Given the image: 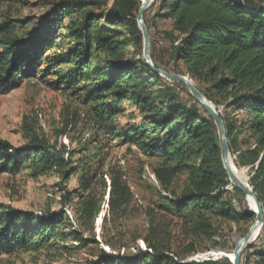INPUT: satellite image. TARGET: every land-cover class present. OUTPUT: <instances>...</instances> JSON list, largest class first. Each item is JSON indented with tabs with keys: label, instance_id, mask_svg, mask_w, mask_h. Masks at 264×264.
Returning <instances> with one entry per match:
<instances>
[{
	"label": "trees",
	"instance_id": "trees-1",
	"mask_svg": "<svg viewBox=\"0 0 264 264\" xmlns=\"http://www.w3.org/2000/svg\"><path fill=\"white\" fill-rule=\"evenodd\" d=\"M143 0H56L33 27L24 19L6 14L0 20V91L8 92L23 82L44 78L54 70L55 88L70 90L93 117L94 128L121 116L127 102L135 107L142 123L117 137L139 144L145 153L160 159L154 174L164 187L185 176V184L173 209L191 223L197 233L213 235L212 218L249 227L254 214L236 208L227 195L232 186L223 167L216 126L205 108L180 83L154 72L142 57V34L136 17ZM153 0L160 18L171 21L162 32L170 41L173 72L184 67L196 87L212 102L226 128L233 162L247 176L264 213V3L254 0ZM47 20L45 27L41 22ZM147 25L148 21L144 16ZM65 28L68 43H57L51 27ZM20 33V29H26ZM47 28V29H45ZM67 45L66 49H63ZM131 45L138 53L133 52ZM50 50L49 54L44 55ZM55 50L59 52L55 54ZM153 64L160 67L151 52ZM44 66V67H42ZM65 66L64 69L56 70ZM166 70V68H164ZM185 97V98H184ZM96 130L94 131V133ZM116 134V133H115ZM146 139L147 141L143 140ZM97 167L103 158L97 156ZM33 133L16 147L0 138V173L25 166L33 176L56 174L63 180L80 174V193H89L96 175L86 160ZM22 168V167H21ZM246 175V176H245ZM111 194H123L120 177L110 174ZM63 189V187H62ZM122 189V190H121ZM241 195L244 193L233 187ZM69 202L71 193L64 189ZM79 215L94 212L91 200L79 201ZM78 213V212H77ZM77 217V215H76ZM60 212L45 217L0 203V254L38 247L33 239L60 238ZM248 227V228H249ZM39 237V238H40ZM254 243L242 253V264L254 257L264 264V224ZM87 240L81 239L80 246ZM236 245V244H234ZM233 245V246H234ZM250 249L253 252L248 253ZM227 258L186 261L164 246L131 255L100 250L88 264H221Z\"/></svg>",
	"mask_w": 264,
	"mask_h": 264
},
{
	"label": "rangeland",
	"instance_id": "rangeland-1",
	"mask_svg": "<svg viewBox=\"0 0 264 264\" xmlns=\"http://www.w3.org/2000/svg\"><path fill=\"white\" fill-rule=\"evenodd\" d=\"M52 1L56 0H0V20L8 14L14 19L28 21L32 29L37 28L33 25L47 14ZM254 1L264 3V0ZM151 2L143 12L150 28L151 52L162 69L173 72L170 41L162 36V32L171 30V21L157 16L158 4L150 7ZM41 24L45 27L47 20ZM48 27H51L50 34L57 36V43H68L65 28ZM66 48L64 45L63 49ZM131 49L138 53L132 45ZM58 52L55 50V54ZM49 53L50 50L44 55ZM64 68L56 67V70ZM177 70L186 75L181 64ZM57 81L58 74L52 70L44 78L26 80L8 92L0 91V138L20 147L35 133L73 152V159L78 163L86 160L85 169L92 165L90 169L96 178L89 193H80L77 191L79 173L67 180L54 173L33 176L23 168L25 166H18L14 172L0 173V203L38 217L60 212L63 220L57 226L60 238L44 241L37 236L33 241L38 247L2 253L0 264H88L97 259L100 250L113 255H131L148 250L150 244L169 248L186 261L224 257L230 261L226 255L233 257L234 244L248 231L249 224L212 218V236L196 233L194 226L169 203V199L177 198L185 184V176L178 177L168 187L162 186L154 174L160 159L145 153L139 144L129 139L121 140L117 132L114 133L116 127L124 131L141 125L135 107L126 102L121 116L105 120L101 128H94L95 120L84 114L81 101L72 96L70 90L61 89L63 84L55 88ZM98 155L103 158L101 168L94 162ZM110 174L120 177L123 194H111ZM64 189L71 193L69 202L63 197ZM228 189L227 199L236 208L250 210L245 195L236 193L231 186ZM88 200L95 207L93 214L78 216L81 211L78 202ZM81 239L87 240L86 245L80 246ZM252 243L257 248L258 242ZM251 252L253 249L248 251ZM249 264L259 262L250 257Z\"/></svg>",
	"mask_w": 264,
	"mask_h": 264
},
{
	"label": "water",
	"instance_id": "water-1",
	"mask_svg": "<svg viewBox=\"0 0 264 264\" xmlns=\"http://www.w3.org/2000/svg\"><path fill=\"white\" fill-rule=\"evenodd\" d=\"M151 1L152 0H143L141 2L136 17L138 27L142 34V44H143L142 55L145 60V63L154 72L159 74L164 79L170 82L180 83L181 85H183L188 90V92L193 97V99L197 101L200 105H202L205 108V110L210 114L216 126L221 160L223 167L228 175L229 181L232 185L231 187H236L240 189L244 193L246 198L249 197L252 199V203L254 207L250 208V212L254 214V221L250 226V228L248 229V231L236 243L233 250V257H229L228 255H226V257L229 258L231 264H242L243 251L246 248H248L253 241H255L264 224V213H263L262 205L258 200L253 188L248 183V181L247 180L242 181L238 179L233 172V168L234 167L237 168V167L233 162V158L228 145V138H227L225 124L220 113L212 104V102L209 101L206 98V96L196 87L194 81L188 75L167 71L162 68L156 67L153 64L151 58L150 35L143 18V12Z\"/></svg>",
	"mask_w": 264,
	"mask_h": 264
},
{
	"label": "bare ground",
	"instance_id": "bare-ground-1",
	"mask_svg": "<svg viewBox=\"0 0 264 264\" xmlns=\"http://www.w3.org/2000/svg\"><path fill=\"white\" fill-rule=\"evenodd\" d=\"M233 172H234V174L236 175V177L238 178V179H240V180H242V181H245L246 179H245V177H243V175L240 173V171L237 169V168H233ZM247 200H248V202H249V204H250V207L251 208H253L254 206H253V203H252V199L251 198H246Z\"/></svg>",
	"mask_w": 264,
	"mask_h": 264
},
{
	"label": "built area",
	"instance_id": "built-area-1",
	"mask_svg": "<svg viewBox=\"0 0 264 264\" xmlns=\"http://www.w3.org/2000/svg\"><path fill=\"white\" fill-rule=\"evenodd\" d=\"M197 261H201V260H197Z\"/></svg>",
	"mask_w": 264,
	"mask_h": 264
}]
</instances>
